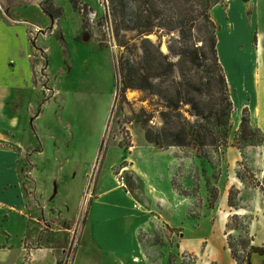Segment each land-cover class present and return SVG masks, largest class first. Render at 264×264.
I'll return each mask as SVG.
<instances>
[{
  "label": "rangeland",
  "instance_id": "1",
  "mask_svg": "<svg viewBox=\"0 0 264 264\" xmlns=\"http://www.w3.org/2000/svg\"><path fill=\"white\" fill-rule=\"evenodd\" d=\"M218 1L225 7V0ZM75 2L77 8L71 0H0V34L9 48L0 61V140L20 143V178L34 184L32 197L25 191L29 213L23 214L36 217L37 238L26 246L48 245L58 264H99L112 249L132 253L142 244L157 252V264H264L251 249L264 248V179L256 173L264 138L252 122L241 128L250 93L231 81L227 147L203 153L157 147L147 130L157 135L163 128L171 137L168 126L177 122L169 108L173 84L183 81L192 91L218 70L213 61L201 67L205 58L193 63L190 57L195 41L206 48L203 28L192 36L186 27L183 35L163 37L165 55L177 38L173 45L181 55L168 62L181 59V70L162 67L149 44L153 69L142 70V62L148 65L142 39L122 29L128 48H121L103 1ZM147 37L158 42L155 34ZM142 75L150 76L145 91ZM125 82L139 89L125 90ZM246 85L252 87V80ZM203 96L198 98L205 102ZM189 110L184 104L180 114L193 120ZM48 147L65 152L48 153ZM220 186L229 194L223 206L217 202Z\"/></svg>",
  "mask_w": 264,
  "mask_h": 264
},
{
  "label": "trees",
  "instance_id": "2",
  "mask_svg": "<svg viewBox=\"0 0 264 264\" xmlns=\"http://www.w3.org/2000/svg\"><path fill=\"white\" fill-rule=\"evenodd\" d=\"M106 9L110 10L116 22V40L117 44L123 48L127 47L128 41L121 35L122 29L127 32H134L137 37L142 39L144 45L143 52L148 56L146 66L142 62V70H152L149 59L151 58L147 50V44L155 47L156 53L162 60V67L164 64L169 66L170 70L183 68V62L179 60L177 65L169 63L170 55H181L179 49L173 45L178 42L177 38L170 40V55H165L162 51V41L165 35H172L174 33L182 34L187 27L191 36L198 27H202L206 35V48L201 49L196 41L193 43V50L190 57L193 63L205 58L201 67H205L204 63L211 62L218 68L216 72L212 73L207 83H202L201 87L185 84L183 81H178L173 84L174 98L171 99V106L169 108L175 112L177 122L174 127L168 126L173 132L171 137L165 135V130L161 128L157 130V135L154 134L152 128L147 130L146 138L148 142L160 148H169L173 146L190 147L202 152L207 148L227 147L230 143V118L234 110L233 101L230 95L227 74L221 64L218 53V31L219 28L212 17L214 7L220 3L218 0H131L134 3V8L130 7L128 0H102ZM75 8L78 4L75 0H71ZM87 7V5H85ZM130 17V25L126 24L127 18ZM119 22L121 24H119ZM158 36V42L153 43L147 36ZM196 37V36H195ZM197 40V38H196ZM203 44L202 46H204ZM208 48V51H207ZM203 52V56L199 52ZM207 54L209 56H207ZM150 57V58H149ZM166 62V63H165ZM150 67V68H148ZM121 70H127L123 60L120 62ZM149 76V75H148ZM144 77L142 75V90H147L146 83L150 82V76ZM214 83V84H213ZM186 87V88H185ZM189 87V90H188ZM124 89H139L137 86L125 82ZM203 89L205 91H203ZM171 92V90H169ZM204 92V94H203ZM204 95L205 102L199 100V95ZM190 106V116L193 120L182 117L180 111L182 105ZM252 127L251 119L247 109L241 122V128L247 130ZM261 132L260 129L257 128ZM263 135V133L261 132ZM264 138V135H263ZM245 141H248L244 138ZM264 139L260 145H264ZM256 146V144H249ZM237 216V215H235ZM231 247H233L230 244ZM255 253L264 256V248L252 246ZM235 258L239 257L234 253ZM249 263V261H247Z\"/></svg>",
  "mask_w": 264,
  "mask_h": 264
},
{
  "label": "crops",
  "instance_id": "3",
  "mask_svg": "<svg viewBox=\"0 0 264 264\" xmlns=\"http://www.w3.org/2000/svg\"><path fill=\"white\" fill-rule=\"evenodd\" d=\"M224 5L225 7L219 3L212 11L213 20L219 28L220 61L226 71L228 84L230 85L235 79L236 84L242 85L243 91L250 93L251 98L245 106L251 122L264 135V0H225ZM218 8L225 11L220 14L217 12ZM215 14L217 20L214 18ZM4 40L5 38L0 34V61L8 56L9 48L5 46ZM233 71L236 76L232 74ZM251 80L252 87H247L246 83ZM9 106L8 104V108ZM19 146L21 147L17 142L0 140V264H23L24 261L29 264H58L59 255H55L53 248L48 245L42 244L40 247H35L36 249L26 246L27 239L29 242L37 238L32 234L36 217L32 221L28 219L30 214L27 215L29 210L24 203L26 198L28 200L26 192L32 197L33 189L29 187L34 184L32 178L27 185L20 178ZM48 151L54 154L65 152L54 147H48ZM258 151L260 158L256 173L259 178L264 179V146L259 147ZM228 195L226 189L220 186L218 205H225ZM25 211H27L26 215L23 214ZM31 216H34V213ZM142 229L145 232L150 231L149 228L142 227ZM91 235L94 241V229L91 230ZM135 252L117 254V251L112 249L103 255L105 261L103 259L104 262L100 261L99 264H157L159 259L157 252L151 254L144 244L142 247L137 245ZM136 258L141 259L142 262H135ZM112 259L116 262H112Z\"/></svg>",
  "mask_w": 264,
  "mask_h": 264
},
{
  "label": "built area",
  "instance_id": "4",
  "mask_svg": "<svg viewBox=\"0 0 264 264\" xmlns=\"http://www.w3.org/2000/svg\"><path fill=\"white\" fill-rule=\"evenodd\" d=\"M119 184H120V186H122V188H126V185H125V178H124V176H123V174L121 173L120 174V179H119ZM140 209V208H139Z\"/></svg>",
  "mask_w": 264,
  "mask_h": 264
}]
</instances>
